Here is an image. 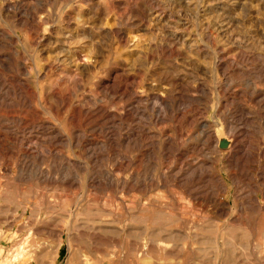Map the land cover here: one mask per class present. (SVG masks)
Returning a JSON list of instances; mask_svg holds the SVG:
<instances>
[{
    "label": "rangeland",
    "instance_id": "rangeland-1",
    "mask_svg": "<svg viewBox=\"0 0 264 264\" xmlns=\"http://www.w3.org/2000/svg\"><path fill=\"white\" fill-rule=\"evenodd\" d=\"M59 262L264 264V0H0V264Z\"/></svg>",
    "mask_w": 264,
    "mask_h": 264
},
{
    "label": "bare ground",
    "instance_id": "bare-ground-1",
    "mask_svg": "<svg viewBox=\"0 0 264 264\" xmlns=\"http://www.w3.org/2000/svg\"><path fill=\"white\" fill-rule=\"evenodd\" d=\"M56 111H58V110H56ZM247 120V118L245 117V115L243 114V113H241L240 114V117L238 118V120L237 121H242V122H244V121H246ZM238 133H239V131H237L236 129H234L232 132H231V136H230V138L232 139V140H235L237 137H238ZM56 137V136H55ZM51 139V138H50ZM53 142V141H52ZM224 142H226V141H224ZM223 145H226V144H223ZM222 147H225V146H222ZM34 152V151H33ZM24 154H26V156L27 157H31V155H32V152H30L29 150H26L25 152H24ZM42 175V174H41ZM50 178H52V176L50 175H46V179L47 180H49ZM67 178H63V183H66L67 182V180H66Z\"/></svg>",
    "mask_w": 264,
    "mask_h": 264
},
{
    "label": "crops",
    "instance_id": "crops-1",
    "mask_svg": "<svg viewBox=\"0 0 264 264\" xmlns=\"http://www.w3.org/2000/svg\"><path fill=\"white\" fill-rule=\"evenodd\" d=\"M57 264H61L60 262L59 263H57ZM66 264V263H65Z\"/></svg>",
    "mask_w": 264,
    "mask_h": 264
},
{
    "label": "water",
    "instance_id": "water-1",
    "mask_svg": "<svg viewBox=\"0 0 264 264\" xmlns=\"http://www.w3.org/2000/svg\"><path fill=\"white\" fill-rule=\"evenodd\" d=\"M222 146H226V145H222Z\"/></svg>",
    "mask_w": 264,
    "mask_h": 264
}]
</instances>
